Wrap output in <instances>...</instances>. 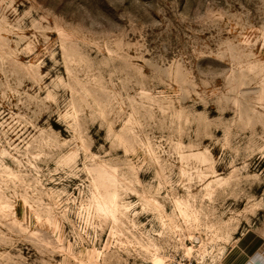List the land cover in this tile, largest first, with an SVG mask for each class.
Returning a JSON list of instances; mask_svg holds the SVG:
<instances>
[{
	"label": "rangeland",
	"instance_id": "374dc122",
	"mask_svg": "<svg viewBox=\"0 0 264 264\" xmlns=\"http://www.w3.org/2000/svg\"><path fill=\"white\" fill-rule=\"evenodd\" d=\"M263 239L264 0H0V264Z\"/></svg>",
	"mask_w": 264,
	"mask_h": 264
},
{
	"label": "crops",
	"instance_id": "0c3cea01",
	"mask_svg": "<svg viewBox=\"0 0 264 264\" xmlns=\"http://www.w3.org/2000/svg\"><path fill=\"white\" fill-rule=\"evenodd\" d=\"M235 255L226 264H264V239L257 241L253 248L240 249V253Z\"/></svg>",
	"mask_w": 264,
	"mask_h": 264
},
{
	"label": "built area",
	"instance_id": "2783aa9c",
	"mask_svg": "<svg viewBox=\"0 0 264 264\" xmlns=\"http://www.w3.org/2000/svg\"><path fill=\"white\" fill-rule=\"evenodd\" d=\"M178 264H181V263H178Z\"/></svg>",
	"mask_w": 264,
	"mask_h": 264
}]
</instances>
